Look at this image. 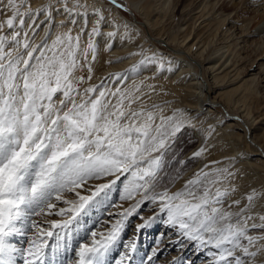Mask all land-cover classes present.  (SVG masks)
Returning <instances> with one entry per match:
<instances>
[{
    "label": "snow or ice",
    "instance_id": "6c2138e0",
    "mask_svg": "<svg viewBox=\"0 0 264 264\" xmlns=\"http://www.w3.org/2000/svg\"><path fill=\"white\" fill-rule=\"evenodd\" d=\"M4 7L11 14L0 20V264H137L135 240L122 244L118 258L111 254L122 243L125 222L145 202L157 205L158 212L148 219L141 217L144 223L137 225L138 231L163 215L180 238L174 243L186 239L198 249H215L208 253L212 264H254L251 258L264 252V244L256 247L264 234L253 236L249 231L264 229V214L252 212L255 190L246 196L243 207L238 199L225 207L236 191L234 186L221 187L234 176L229 168L205 164L181 188L171 191L180 179L177 170L161 186L164 155L177 133L190 123L186 116L180 110L165 115L155 104L134 108L143 95L136 94L139 87L112 90L103 83L81 87L86 79L75 73L87 68V80L92 79L91 61L97 55L94 38L101 35L103 20L100 10L94 9L98 19L82 48L84 27L74 34L72 28L53 33L49 26L39 43L29 35L40 27L36 19L41 13L51 22L60 8L69 16L83 10L86 26L87 5L80 0H50L35 9L29 0H7ZM137 68L133 65L130 71ZM206 151L201 147L193 157ZM109 177L114 179L89 184ZM118 181L124 184L120 199L134 203L115 213L120 219L107 233L91 231L89 235L86 230L80 235L74 222L88 216L94 206L114 207L111 190ZM69 193L76 199H67ZM60 202L67 207H58ZM234 205L238 210H231ZM49 215L68 218L33 219ZM44 223L49 227H43ZM16 236L28 237L27 246L12 243ZM252 247L256 250L250 251ZM158 251L154 248L147 261L141 259L139 264H151ZM62 252L73 257L60 259ZM171 264L192 262L173 258Z\"/></svg>",
    "mask_w": 264,
    "mask_h": 264
},
{
    "label": "bare ground",
    "instance_id": "6f19581e",
    "mask_svg": "<svg viewBox=\"0 0 264 264\" xmlns=\"http://www.w3.org/2000/svg\"><path fill=\"white\" fill-rule=\"evenodd\" d=\"M1 1L4 5L7 4V0ZM128 1L131 2L132 5L138 7L139 15L145 20L149 28L152 30L153 36L156 37L160 31L164 30L165 23L169 22V20L177 14L176 9L178 7L181 10L184 8L186 9L184 14H187V11L189 12V10L193 9L192 12L190 11L191 13L187 14V17L181 13L180 16H183V18L176 31L167 33L165 37V39L169 40V43L173 42L175 47H178V49L168 55L170 56L169 59L167 56L165 58V55L158 57L157 54H159V50L153 47L156 39L148 37L143 28H137L136 25L129 22L128 18H126L119 10L117 4L108 3L106 0H80L81 3H85L87 5L86 26L85 14L83 13V10H81L80 14L73 13L69 16L68 13L60 8L58 11L53 13V19L51 22L45 21L43 27L38 28L36 34H32V39L33 41H38L37 43H39L41 37L44 35L45 28L49 26H51L53 33L72 28L74 34L78 33L80 29L84 27L85 31L81 42V47L83 48L87 44V33L91 30L92 26L98 19V15L94 9H99L102 15V11L104 9H108L107 11H109V13L103 17L101 22V35L94 39L97 47L99 48L97 52L98 58H100L102 51L106 50L107 44H110V47L108 45L107 49L109 48V55H113L112 57H115V61L109 67H106L102 74H95L92 77V84L96 83L98 78L102 75H106L104 77L109 76L105 85L112 90H115L117 87L122 90H134L135 87H139L140 92L136 94L141 95L142 93L143 95L141 97V101L133 105L134 108L140 107L141 103L146 104L149 107L155 104L164 110L165 115H171L174 110H180L186 116L187 120L190 121V123L186 124L187 126L191 125V122L201 121L203 124L202 128L199 130L195 128L194 137L197 140L196 144L188 150L183 158L187 159L192 157L193 153L201 147H205L207 150L210 148L211 154L208 157V161L218 162L215 165H210L221 168L227 167L234 173V176L229 178V180L225 181L223 184L229 188L234 186L236 189V191L232 193L231 197L226 201L238 199L241 203H243L248 195V184L251 185L256 183V181H264V106L261 108L259 106L260 104H263L264 99L261 98V96L257 97L259 90L254 86V82L257 79L255 73H253V75H249L251 67L253 66L252 70L257 68L259 71H264V61H260V58L257 60L263 52V49H252L254 51V55H250V57L245 59L248 62L245 63L244 60L239 57L240 53L236 47L238 46V42L241 40L246 41L248 38L245 34L246 30H248L247 26L244 23V26L242 25L240 27L239 33L241 34L240 37H242L240 41H238V38L234 37L233 34H226V30L229 28L226 27L222 30L223 35L221 37L226 44L221 46L225 47L228 52L225 59L222 62L219 61L221 59L220 57H222V54L224 53H221L219 57L214 58L213 60H210L211 58H209L208 53L203 56V58L207 57V59H209L208 61H210L212 65L211 69L213 68L214 62L219 61V65L216 69H214V71L223 67L220 72L215 73L211 77L212 84L214 85L212 86V84L207 83L208 81L205 82L203 79L205 78L204 72L199 75L197 66L190 62L185 56L186 54L184 55L183 53H185L184 50H188L191 46L195 44L197 45L198 42H201L199 48L195 51L196 54L201 56L200 54L202 48L204 47L203 44L206 45L209 43L212 36L216 32L215 30H217V28L224 23L223 21L226 19L228 11L225 13L221 12L223 11L222 9L220 12L214 11L215 9L210 11L214 4H216L217 0L214 2L207 0H171V2L169 0ZM49 2L50 0H29V4L34 9L47 5ZM220 7L223 8L224 6L221 4ZM2 13L3 15L0 17L2 20L6 19V17L11 14L8 10L3 11ZM197 18L206 20V23H203V26L198 28L194 26V28L192 25H194V21L196 23ZM39 19H41L40 21H44V13L40 14ZM72 20H75L76 23L73 24L71 22ZM26 21L28 23L31 22L28 18ZM61 21H64L63 27H59ZM37 24H40V22ZM125 25L128 27L125 28ZM25 28H27V23ZM109 32H115L116 34L109 37L107 35ZM261 32L263 33V29H259L257 31V33ZM203 33H206L205 37H203L204 35L202 36ZM184 41L187 42L185 43ZM137 42L146 46V57H157L158 60L152 63L146 62L141 64L140 58L143 54L140 55V58H137L140 54V51H137V48L135 49ZM183 42L185 43V47H183V49L185 48L184 50L180 47ZM262 43H264V38H262ZM208 45L209 44H207V46ZM219 48L221 47L219 46ZM216 49L218 50V47ZM162 58L164 60H170L173 63L178 62L179 65L173 70H170L169 65L162 66ZM93 64L94 61H91V67ZM133 65H138L139 69L137 68L136 72L130 71ZM126 67L129 69L126 70ZM116 74H119V78L116 77L117 79L114 80V76H117ZM242 75L249 76L242 80V78H240ZM239 80L242 81L239 83ZM89 81L87 80L86 85L87 83H91ZM109 81L110 84H108ZM227 83L232 84L233 86L230 85L227 90L221 92L218 91L217 94H213L216 92L218 85L224 86ZM217 106L223 107L224 110L219 111ZM239 108H242V110L237 113ZM241 113L243 114L241 115ZM209 132L211 133L210 135ZM246 134H248V136H246ZM251 142L255 145H251ZM208 158H197L193 165L187 167L183 170V172L179 173L180 179L175 182L171 191H176L181 188L187 179L191 178L196 171L204 167L206 164L204 159ZM250 169H254V171H256L255 173L257 178L254 177L251 178L252 180L250 179ZM180 171H182V169ZM108 179H114V177L105 178L100 181H90L89 184L95 185L97 183H105ZM122 181H118L114 186V190L119 196H121L124 187ZM166 184L167 183H162L161 186ZM81 194H83V192ZM139 198L140 197L137 196V199ZM69 199H76V197L72 196ZM119 200L120 201H115L113 204L115 205L114 207H110V209L105 212L109 214V217H111L112 214L115 215V213L123 211L128 208L130 204L134 203V201L130 200ZM157 208V205L145 202V207L141 210V213L143 214L142 217L144 219L152 217ZM232 208L234 211L237 210L235 205ZM103 216L106 217V215ZM105 217H102L104 218V222L106 221L108 224L114 222L113 218L106 219L107 217ZM164 220L165 218L161 219V228L165 223ZM152 226L154 225L152 224ZM96 232L100 233L101 231L97 229ZM257 233L264 234L262 231L258 232L255 230V232L250 233V235L254 234V236H257ZM164 236L165 237H163V239L165 245H169L176 241L177 235L171 237V235L166 234ZM18 238L23 239L22 236ZM97 239H99V236H97ZM178 239L180 238L177 236V240ZM262 242H264V240H261L258 243L261 244ZM181 243L186 245V243L182 240ZM161 246H159V248H161ZM260 253L261 252L257 255ZM200 264H206V261L200 262Z\"/></svg>",
    "mask_w": 264,
    "mask_h": 264
},
{
    "label": "rangeland",
    "instance_id": "374dc122",
    "mask_svg": "<svg viewBox=\"0 0 264 264\" xmlns=\"http://www.w3.org/2000/svg\"><path fill=\"white\" fill-rule=\"evenodd\" d=\"M106 1L108 3L113 4L112 0H106ZM169 1L171 2V0H169ZM207 1L214 2L215 0H207ZM217 1H216V4H214L213 8L210 11L215 9L214 11L220 12L222 9L223 11H221V12L225 13L226 11H228L227 13L229 14V16L227 14L226 19H224V21H223L224 23L221 26H219L217 28V30H215L216 32L212 36L213 40L211 38L209 43H207L209 45L207 46V44L206 45L203 44L204 47L202 48V51L200 54L201 56H199L198 54L195 53V51L199 48L201 42H198L197 45L194 43L195 45L191 46L188 50H184L185 48L183 49V47H185V43L187 41H184L185 43L183 42L181 46L179 45L182 48V50L185 51V53H183V54L184 55L186 54L185 56L187 57V59L190 62H192L195 66H197L199 75H201L204 72L205 78H203V79L205 80V82L208 81L207 83H210V84H212L211 77L215 73L220 72L223 67L219 68L215 71H214V69H216L218 67L219 61L222 62L228 54L226 48L221 46V45H226L225 41L221 38L223 35L222 30H224L226 27H229L228 29L230 30L229 31L227 29L226 34L231 33V34H233L234 37L238 38V41H240L242 37H240L241 34L239 33V30H240V27L242 25L244 26V23H245V25L247 26V29H248V30H246L245 34L248 36V38L246 39V41L241 40L240 42L237 43L238 46L236 48L238 49V52L240 53L239 57H241L242 60H244V62L246 63L247 61L245 59L250 57V55L251 56L254 55V51H253L254 49L255 50H259V49L262 50L263 49V52L261 53L260 57L257 58V60H259V58H260V61H264V43H262V38H264V0H217ZM115 4L118 5L119 10L122 12V14L126 18H128L129 22H132L134 25L137 26V28H143L148 37L156 39L155 45L153 47L157 48V50H159L158 51L159 54H157L158 57L165 55V58L167 56L169 59L170 56H168V55L173 53L174 50L178 49V47H175L173 42L169 43V40L165 39V37H166L167 33L176 31L178 25L181 23V20L183 18V16L182 17L180 16V14L181 13L184 14V12L186 10L185 8L181 10L178 7L176 9L177 14H175L174 17H172L169 20V22H166L167 24L165 23L164 30L160 31L156 37V36H153L152 30L149 28V26L147 25L145 20L143 18H141V16L139 15L138 7H136L135 5H132V3L129 2L128 0H116ZM221 4L224 6L223 7L224 9L220 7ZM4 6L5 5L0 0V13L7 10V9H5ZM107 10L108 9H104L102 11L103 17L109 13V11H107ZM190 11L192 12L193 9L189 10V12L187 11V14L191 13ZM231 11H232V13H231ZM187 14L185 13L184 15L187 17ZM1 16L2 15H0V17ZM39 16L37 17L36 22L37 23L40 22L39 28H42L44 23H45V19H44V21H40L41 19H39ZM0 20H2V19H0ZM205 21L206 20H201L200 18H197L196 23L194 21V23H193L194 25H192V26L193 27L195 26L196 28H198L200 26H203L202 24L206 23ZM101 28H102V23L100 24V29ZM259 29H263V33L262 32L257 33V31ZM6 32H7V29H6ZM21 34L23 35V32H21ZM22 35H21V37H22ZM29 35H31V37L33 38L31 31H29ZM202 36L205 37L206 33H203ZM35 42L37 43L38 41H35ZM108 45H110V44H107L106 50L102 51L100 58H98V54L96 55V59L94 60L95 65L93 64V66H92V73H91L92 77L95 74H102V72L105 70L106 67H109L111 64L114 63L115 57H112L113 55H109L110 54L109 48L107 49ZM186 46H188V45H186ZM219 46L221 48H219ZM143 47H144V49H143ZM145 47L146 46H144L142 43L137 42L135 49L137 48L136 50L140 51L139 52L140 54L138 55L137 58H140V55L143 54L142 57L140 58V61H144V63H146V62L148 63V61L146 59L148 57H146L147 54H145L147 51L145 49H147V48H145ZM217 47H218V50L216 49ZM98 49L99 48L97 47V52H98ZM214 49H216L218 52ZM219 49H221V50H219ZM207 53L209 55V58H211L210 60H213L214 58L219 57L221 53H224V54H222L223 56L220 57L221 59L219 61L214 62L213 68L211 69L212 65H211L210 61H208L209 59H207V57H205L206 60H205V58H203V56H205ZM89 58L91 59V54L89 55ZM152 59H153V61L158 60L157 57L156 58L152 57ZM165 60L163 58L161 59L162 66L163 65H167V66L169 65L170 70H173L174 68L178 67V65H179L178 62L173 63L170 60H166V62H165ZM184 62H185V60H184ZM253 67H251L249 75H253V73H255V76L257 79L254 82V86L259 90L257 97L261 96V98L264 99V76H262V75H264V71H259V69H257V68H255V70H252ZM127 69H129V68L126 67V70ZM75 75L76 76L83 75L86 79V82H87V76H88L87 68H84L82 71H77L75 73ZM104 76H106V75H104ZM104 76L102 75L101 77H99L97 82L94 84H92V79L90 81L88 80L91 83H87V85L85 83V84L81 85V87H87L89 85H99L101 83H103L105 85V83H107V81H108L107 78L109 76L108 77H104ZM248 76L242 75V76H240V78H242V80H243V79H246ZM116 77L117 76H114V80L118 78V77L117 78ZM242 80H239V83ZM237 82H238V80H237ZM108 84H110V81L108 82ZM230 85L233 86L232 84H228V83L224 86L218 85L216 92L213 94L215 95L218 93V91L221 92V91L227 90V88ZM212 86H214V85L212 84ZM259 106H260V108L262 106H264V102H263V104H260ZM217 109L219 111L224 110L223 107H221V106H217ZM241 110H242V108H239L237 110V113L241 112ZM242 114L243 113H241V115ZM202 125L203 124L201 121L191 122V125H188V126L186 125L185 127H183L181 129V131L179 133H177L176 139H175L171 149L169 151H167L164 155V167L160 173L161 185H162V183H168V180L171 177L176 176V174H178L177 170H179V173L183 172L184 169L193 165L195 160L197 158H199V157L194 158L192 156V157H189L187 159H184L183 157L188 152V150H190L196 144L197 140L194 137L195 128L199 130L202 128ZM246 136H248V134H246ZM251 145L254 146L255 144L253 142H251ZM210 151H211V149L209 148L205 152V154L203 153L202 156H200V157L201 158L202 157L208 158L209 155L211 154ZM208 160H209V158L204 159L206 164L210 165L211 163ZM181 161H184V163L181 164L180 163ZM211 162H213V161H211ZM181 169H182V171H180ZM250 170H251V172H249L250 179L254 178V177L257 178L256 173H255L256 171H254V169H250ZM93 181H95V180H93ZM223 184L221 185V187H226ZM113 190H114V188L111 190L112 191L111 192V204H114L115 201H120L119 200L120 196L116 194L115 190L114 191ZM253 190H255V192L258 195L255 199L252 212L264 214V181H256V183L251 184V185L248 184V189H247L248 194L252 193ZM87 194H89V193L83 192L82 195H87ZM65 196L67 199H69L72 196H74V194L69 193V194H65ZM231 201H226L225 207H227V205L229 203H231ZM246 203H247V200H245L243 203H241L239 207H243ZM58 207H67V205L65 206V204L60 202L58 204ZM110 207H112V206H107V205L94 206L90 210L89 215L86 217L82 216V217L78 218V222H74L73 227H76L77 223L79 224L80 235H83L86 230L89 232V235H90L91 231H96L97 229H99L103 233H107L108 231H110V226L112 223L108 224V222H106V221L104 222V220H103L104 218H102V217H105V216H103V215H106V217H107V218L105 217L106 219L113 218L114 219L113 223H115V220H117L118 218L120 219V217L117 215L112 214L111 217H109L108 216L109 214L105 213L107 210L110 209ZM143 207H145V203L143 205H141V207L139 208L138 214L130 216L127 219V221L125 222V229H124L123 233L121 234L122 243H121V245H118L113 250V252L111 254L112 257L118 258L119 252L124 250L122 247L123 243H127L130 240H135V242L137 244V253H136L137 264H139V261L141 259L147 261V257L152 254V250L154 248H157V247L159 248V246H161V244H162V246H161V248H159L158 254H157L156 258H154V260L151 262V264H171V261L173 260V258H183L185 261H191L192 264H200V262H203V261H206V264H212L213 257L208 255V253H209V251H216V250L211 248V247L198 249L194 242H190L186 239L182 240L186 243V245H184L183 243H171L169 245L167 244L169 247L167 245H165V242L163 239V237H165L164 235L168 234V235H171V237H172V236H176L177 233H176L175 229L171 228L166 223H164V225L161 228V226H160L161 219L165 218L163 215L158 216L157 219H155L154 221L149 223L150 225L148 224L147 227L140 229L138 231L137 225L144 223V220H141V217L143 216V214L141 213V210ZM98 210H100V211H98ZM231 210L234 211L233 208ZM156 212H158V208H157ZM41 217H43V218H41ZM67 218H68L67 216H59V215L33 217V219H36L37 221H43V220L62 221V220H65ZM145 219H148V217ZM157 220H158V222H157ZM256 221H257V223H259L258 218ZM152 224L154 226H152ZM42 226L45 228L49 227V225L47 223L42 224ZM251 231L255 232V230H250L249 235H250V233H252ZM256 231L264 232V229H256ZM257 235H261V233H257ZM177 236H176V240H177ZM253 236H254V234H253ZM18 237H21V236L14 237L12 240V243H14L17 247H21V248L26 247L27 244L25 242H26L28 237L22 236L23 239H19ZM84 242L87 243L88 241L86 240ZM158 242H159V244H158ZM242 243L246 245L247 241L244 240V241H242ZM181 244L183 245V249H182ZM258 244L256 245V247H259L260 244L259 245ZM261 244H264V242H262ZM256 247L250 248V251H255ZM260 254L257 255L255 258H251L254 260V264H264V252H261ZM72 257H73V254H71V253L65 254L63 252L59 256L60 259H63V258L67 259V258H72ZM245 259L247 260L249 258H245ZM18 264H22V261L18 262Z\"/></svg>",
    "mask_w": 264,
    "mask_h": 264
}]
</instances>
